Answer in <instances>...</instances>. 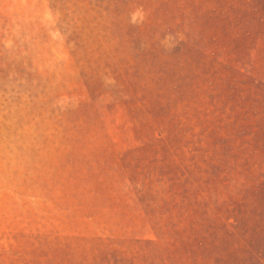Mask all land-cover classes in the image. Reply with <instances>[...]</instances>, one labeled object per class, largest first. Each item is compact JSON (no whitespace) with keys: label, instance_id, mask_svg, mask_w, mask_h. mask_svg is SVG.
I'll list each match as a JSON object with an SVG mask.
<instances>
[{"label":"rangeland","instance_id":"rangeland-1","mask_svg":"<svg viewBox=\"0 0 264 264\" xmlns=\"http://www.w3.org/2000/svg\"><path fill=\"white\" fill-rule=\"evenodd\" d=\"M0 264H264V0H0Z\"/></svg>","mask_w":264,"mask_h":264}]
</instances>
